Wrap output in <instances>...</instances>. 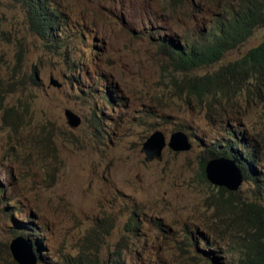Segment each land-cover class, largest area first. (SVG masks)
Masks as SVG:
<instances>
[{"label":"rangeland","instance_id":"rangeland-1","mask_svg":"<svg viewBox=\"0 0 264 264\" xmlns=\"http://www.w3.org/2000/svg\"><path fill=\"white\" fill-rule=\"evenodd\" d=\"M47 1L63 20L51 37L58 50L31 29L25 7L0 0V264H18L9 243L31 234L21 224L29 220L42 230L29 236L41 243L39 264H72L81 253L95 264L126 244L125 258L143 255L136 264H205L199 257L209 249L236 261L226 252L236 215L210 199L202 163L230 140L252 136L264 167L263 106L192 96L187 82L257 46L264 27L220 63L185 72L156 39L171 35L172 15L180 33L196 20L172 14L164 0ZM102 92L114 100L108 104ZM66 108L80 125L68 124ZM155 130L167 141L182 130L192 148L166 146L162 160L148 162L141 149ZM259 190L247 180L237 191L247 203L264 204Z\"/></svg>","mask_w":264,"mask_h":264},{"label":"trees","instance_id":"trees-1","mask_svg":"<svg viewBox=\"0 0 264 264\" xmlns=\"http://www.w3.org/2000/svg\"><path fill=\"white\" fill-rule=\"evenodd\" d=\"M15 1L25 7L30 24L34 27H31L32 30L45 37L54 36L55 29L63 20L58 19L59 15L51 7L47 12V6H50L47 0ZM164 1L168 9L176 12L185 9V2L192 0ZM205 1L209 4V0ZM216 1H219L220 6L223 7L222 15L213 19L208 25L202 24L193 30L212 29L218 41L217 55L220 59L225 52L247 41L256 29L264 27V0ZM193 7L196 13L203 11L197 0H194ZM54 42L55 39H52L53 46ZM179 50L176 49L175 52L178 53ZM183 52L188 53V50L183 49ZM31 78L34 82L36 81L34 75ZM35 83L39 84L37 81ZM2 92L1 89L0 93ZM204 94L219 95L228 103L239 99L244 109L258 106L261 110L263 106L264 111V40L234 61L220 66L213 73V77L204 82ZM92 120H97L96 115ZM231 133L235 134V132ZM248 143L249 141L245 142L246 148L242 154L250 161L257 162L255 146H249ZM230 151L233 149L230 148ZM221 155L232 157L227 152H222ZM238 164L244 172L245 181H253L264 198V172L256 173L254 169H247L243 161ZM201 178L207 185L214 188L210 199L214 201L217 209L228 217L236 215L233 241L226 252L230 256L236 254L238 258L236 261L230 260L226 256L218 255V249L214 251L209 249L208 252L202 251L204 257L199 259L205 264H264V204L247 203L238 191H229L224 187L211 184L206 177L205 163H202ZM37 249L39 251V248ZM120 260H123V250L118 246L102 262L97 261L95 264H126ZM72 264H90V259L86 253H81Z\"/></svg>","mask_w":264,"mask_h":264},{"label":"clouds","instance_id":"clouds-1","mask_svg":"<svg viewBox=\"0 0 264 264\" xmlns=\"http://www.w3.org/2000/svg\"><path fill=\"white\" fill-rule=\"evenodd\" d=\"M198 2L200 3V5H201V7L203 9V11L201 13L194 12V7L193 6H192L191 9H189V7H188L186 9L178 10L176 12H173L172 10L169 9L172 14L182 13L184 16H187L189 18H195L196 23H195V26L192 29H187V30H185L182 33L178 32L176 30V28H175V25H174V22L176 21L175 17H174V15H172L173 24H171L170 26H167V31H169V33H171V35L170 36H165L162 39H156L157 42H159L158 43L159 48L162 49V51L164 52V54L166 56H168V58L171 60V62L173 63L174 67L178 71L191 72V71H195V70H197V69H199L201 67L212 66V65L218 64L223 59L224 55L228 52V51L225 52L223 54V56L219 59V57L217 55L218 41L216 39V36L212 32L211 28L201 29V30H193V29L197 28L199 25H202V24H207L208 25L213 19H215V18L219 17L220 15H222L223 7H221V6L212 7L205 0H198ZM55 16H56V14H55ZM56 18H57V16H56ZM31 27H33V26L31 25ZM57 29H58V27L55 29L54 36H55V33L57 32ZM189 31H191V32H189ZM157 33L159 34L160 32H157ZM46 38L49 39L50 43H51L52 39H56V38H50V37H46ZM53 48L56 49V50H58L60 48V46L58 45L57 41H56L55 45L53 46ZM176 49H180L178 53L175 52ZM183 49H187L188 53L183 52ZM231 50H233V49H231ZM232 61H234V60H232ZM229 62H231V61H229ZM229 62H227V63H229ZM227 63L220 64L212 72L206 73L204 75H197L196 74L193 77H191L188 80V82H187L188 93L190 95H192V96H198V97L200 95H203L204 94V82L206 80L212 78L213 77V73L216 70H218L220 68V66H223V65H225ZM34 77H35L36 81L38 82V79L36 78L35 75H34ZM52 80H55L56 82H58L56 79L51 77L50 78V83H51ZM51 85H53V84L51 83ZM53 86H56V85H53ZM57 87H59V86H57ZM101 96H103L107 100L108 104L111 103V100H114V99H112V96H110L108 93H105V92H102ZM103 113H104V106H103V110H102V112H100V114L103 115ZM94 115H96L97 120H98L97 114L95 113ZM241 127L242 126H238V128H241ZM155 131H157V130H155ZM231 134L235 135L233 133H231ZM230 141H231V144H228V146H226L225 150L222 151V152H225V153L227 152V154L232 155V157L235 156V158L233 157V159H235L237 161V163L243 161L245 163V166H246L247 169H252V170L254 169V171L256 173L264 172V167H263L262 162L260 161V158L258 156V149H257V145H256V141H255L254 137L253 138H252V136H247V138L242 137L240 139L239 143H236L233 140H230ZM246 141L247 142L249 141V143H248L249 146H255L254 149L256 150V153H257V162L250 161L249 159H247L242 154V152L245 151V148H246V145H245ZM143 145H144V143H143ZM239 147H242L241 150L239 149ZM142 148H143V146H142ZM230 148H232L233 151H230ZM141 151H142V149H141ZM222 152L211 151L210 152V158L224 156V155H221ZM142 153L145 155V160H146V154L143 151H142ZM162 153H163V151H162ZM225 157H228V156H225ZM232 157H229V158H232ZM156 160H158V159H156ZM208 160L203 162V163H205V166H206V163H207ZM150 161H152V160H150ZM150 161H148V162H150ZM258 167H260L261 171H259L257 169ZM242 172H243V170H242ZM244 181H245V179H244ZM244 181H243V183H244ZM220 187H222V186H220ZM0 191H1V189H0ZM16 213H21V212L19 210H17ZM132 221H133V219H132ZM21 224H23V226H25V227H23V229H26V228L27 229H31L32 232H31V234H28L25 237H23L21 235H15V237L12 238L10 243H9V249H10V246H11V242L13 240H15L17 238H22L28 244L31 245V247H32V256L36 259L37 263L39 264V260H41V258L37 256L36 252H38V254L41 253L37 249V248H39V249L41 248V243L39 241H35V240L29 239V236L33 237L35 235H38V233H41L42 230L40 228H38L37 226L32 229V227H33L32 220H29L28 223L22 222ZM132 228L135 230L137 228V226H133ZM23 233H26L25 230L23 231ZM204 238L207 239L206 236H204ZM36 242H38V243H36ZM214 244H217V243L214 241L213 245ZM128 247H129L128 244L123 246V248L126 249L125 254H128ZM123 248H122V250H123ZM10 252H11V250H10ZM134 257H143V255L140 252H138V251H134L133 255H131L130 258L127 259V258L124 257V250H123V260H120V261L125 262L126 264H136L135 261H133ZM13 259H14V257H13ZM16 262L18 264H20L18 261H16Z\"/></svg>","mask_w":264,"mask_h":264},{"label":"water","instance_id":"water-1","mask_svg":"<svg viewBox=\"0 0 264 264\" xmlns=\"http://www.w3.org/2000/svg\"><path fill=\"white\" fill-rule=\"evenodd\" d=\"M51 83L60 87V84L55 80H52ZM65 115L70 126L76 127L80 125L81 117L72 109L66 108ZM166 146L175 151H188L192 148L189 137L183 131H175L170 136L169 141H167L165 134L157 130L144 142L142 151L146 154L147 161L162 160V151ZM205 173L212 184L225 187L229 191L238 190L244 181V173L237 161L225 156L210 158L206 163ZM10 250L14 259L20 264H38L32 256L31 245L22 238L13 240Z\"/></svg>","mask_w":264,"mask_h":264},{"label":"bare ground","instance_id":"bare-ground-1","mask_svg":"<svg viewBox=\"0 0 264 264\" xmlns=\"http://www.w3.org/2000/svg\"><path fill=\"white\" fill-rule=\"evenodd\" d=\"M48 2V1H47ZM47 11H48V6H47ZM50 13V12H49Z\"/></svg>","mask_w":264,"mask_h":264}]
</instances>
